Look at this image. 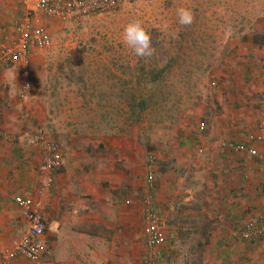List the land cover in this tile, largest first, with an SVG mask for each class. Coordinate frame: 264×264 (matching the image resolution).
<instances>
[{
  "label": "rangeland",
  "instance_id": "374dc122",
  "mask_svg": "<svg viewBox=\"0 0 264 264\" xmlns=\"http://www.w3.org/2000/svg\"><path fill=\"white\" fill-rule=\"evenodd\" d=\"M241 2L133 0L85 20L45 21L51 42L47 48L34 53L30 68L33 94L22 102L28 108V119L32 118L28 133L43 129L61 142L66 153L74 152L76 162L81 160L88 171L105 174L110 168L106 164L110 161L108 158L115 154L104 148V144L112 141L123 147V153L127 147L134 148L125 155L133 166L136 236L145 254V210L141 212L139 207L143 194L151 195L145 179L149 170L154 172L156 187V176L165 169L161 166L163 156L186 157L178 144L183 140L186 146L187 135L199 139V142L192 141L188 155L200 159L207 144L230 140V133L238 135V127L242 134L254 135L255 124L264 118V72H261L264 69V0H244L247 9L239 7ZM179 6L192 9L194 20L190 26L178 24ZM137 19L150 33L155 49L151 57L135 56L122 42L124 26ZM237 38L242 45L254 38L259 46H256V57L240 68L249 71L250 83L234 84L230 91L228 84L219 83L223 81V72L229 70L224 65L221 68L224 57L220 53ZM161 69L162 74H157ZM5 74L7 84H14L15 89L18 79L14 71H5ZM238 74L242 76V72ZM152 75L159 76L152 80ZM211 81L216 84L211 85ZM150 94L153 95L150 106L139 114L133 112V98L137 101ZM221 97L230 107L227 111L235 112V118L243 112L238 117L252 120V125L244 129V124L224 118L228 125L224 128L229 129L225 132L221 125L225 122L220 120L225 111L218 104ZM236 101H240L238 106L231 105ZM27 143L30 145L29 138ZM130 152L134 158L129 157ZM195 166L187 165L181 172L184 183L180 191L189 193L199 183L204 188L207 186L204 176L193 174ZM88 191L91 189L87 188ZM249 206L246 207L248 215ZM255 212L247 217L264 215ZM161 221L164 233L167 222L163 218ZM248 253L245 264H252L251 257L259 262L263 259L252 247L245 252ZM136 254L134 264H146L142 252ZM200 258L199 253V264ZM185 264H190L189 259Z\"/></svg>",
  "mask_w": 264,
  "mask_h": 264
},
{
  "label": "crops",
  "instance_id": "0c3cea01",
  "mask_svg": "<svg viewBox=\"0 0 264 264\" xmlns=\"http://www.w3.org/2000/svg\"><path fill=\"white\" fill-rule=\"evenodd\" d=\"M239 7L247 9L244 0ZM22 9L19 0H0V43L12 42L16 38V25ZM259 40L262 41V36ZM255 42L259 41L253 38L251 43L242 45L237 38L221 49L225 52H221L220 56L225 60L223 64L220 62V66L222 68L224 65L229 70L223 72V81L219 83L228 84L230 91L234 84L243 86L250 83L249 71L240 68L258 53L256 46L259 45ZM19 68V63L0 61V253L13 247L25 229L13 198L24 196L27 191L37 192L38 167L42 161V151L31 143L33 132L28 133L32 118L28 119V108L19 98ZM11 70L18 79L15 89L14 84H7L5 80V71ZM239 72H242V76H239ZM261 72H264L263 68ZM211 83L213 86L216 84L214 81ZM218 104L225 111L220 119L225 122L221 124L225 132L229 129L224 128V125L228 126L224 118L244 124V129L252 125V120L238 117L243 112L237 113L235 118V112L227 111L230 107L222 97L218 99ZM239 104L240 101H236L231 105ZM230 112L233 113L231 116ZM37 119L40 121L39 116ZM259 122L255 124L254 135L242 134L238 127V135L230 133V140L221 139L214 145L207 144L203 155H199L202 156L200 159L188 155L193 142H199L190 135L186 136V146L182 139L178 144L186 154L185 158L172 159L167 155L161 159V166L165 169L156 176L157 184L152 198L154 202L156 197L155 211L159 218L167 222L164 230L166 242L162 247L165 264H185L188 259L190 264H199V253L201 264H245L250 255L245 252L250 247L263 257L260 262L254 257L249 258L252 264H264V239L251 243L238 235L248 220L247 216L255 210L264 214L261 162L245 152H236L228 147L232 141L264 150L262 143L254 142ZM45 134L59 143L62 155L61 166L54 173L45 198L47 222L42 247L46 253L42 250L37 263L18 258L10 264H134L136 252H142L145 257L136 236L138 226H135V205L132 204L135 199L133 166H130L125 155L134 148L127 147L123 153V147L112 141L104 144V148L115 154L108 158L110 161L106 164L110 168L105 174L88 171L81 160L76 162L74 152L72 155L66 153L55 136ZM129 157L134 158L131 152ZM166 165L173 167L167 168ZM187 165L197 167L193 174L204 176L205 188L203 183H199L190 188L189 193L180 191L184 183L181 172L188 168ZM214 168L216 172L212 171ZM87 188L91 192H87ZM147 194L142 196L141 212L145 210ZM248 204L251 205L249 215L246 210ZM145 239L144 236V242Z\"/></svg>",
  "mask_w": 264,
  "mask_h": 264
},
{
  "label": "built area",
  "instance_id": "2783aa9c",
  "mask_svg": "<svg viewBox=\"0 0 264 264\" xmlns=\"http://www.w3.org/2000/svg\"><path fill=\"white\" fill-rule=\"evenodd\" d=\"M133 0H19L23 5L20 20L16 25V38L12 42L0 43V61L19 63L20 92L19 98L26 100L33 94L30 78L31 56L50 45V36L45 21L66 22L85 20L108 13L124 2ZM255 143L264 145V118L259 122ZM32 146L42 151V161L38 167L39 184L37 192L27 191L24 196H14L13 202L20 211L25 229L15 245L0 253V264H10L21 258L31 263L40 259L43 247L42 237L46 230L45 198L52 184L53 175L62 163L60 145L56 140L46 136L43 129L33 132ZM228 147L236 152H245L261 162V184L264 187V151L241 143L229 142ZM152 160H150L151 166ZM147 187H154V172L149 170ZM150 191V189H148ZM147 194L145 201L146 264H165L162 247L166 236L161 230L162 222L155 209L151 208L153 198ZM241 239L256 243L264 239V215L248 218L244 228L238 233Z\"/></svg>",
  "mask_w": 264,
  "mask_h": 264
},
{
  "label": "clouds",
  "instance_id": "9594fccd",
  "mask_svg": "<svg viewBox=\"0 0 264 264\" xmlns=\"http://www.w3.org/2000/svg\"><path fill=\"white\" fill-rule=\"evenodd\" d=\"M178 24L190 26L194 20V13L191 8L179 6L176 9ZM122 42L129 47L137 57H151L155 53L152 46L150 33L145 29L140 20H132L127 23L122 32Z\"/></svg>",
  "mask_w": 264,
  "mask_h": 264
},
{
  "label": "trees",
  "instance_id": "16d2710c",
  "mask_svg": "<svg viewBox=\"0 0 264 264\" xmlns=\"http://www.w3.org/2000/svg\"><path fill=\"white\" fill-rule=\"evenodd\" d=\"M125 3V2H124ZM119 7V6H118ZM118 7H116V8H114V9H112V10H110L109 12H111V11H113V10H115V9H117ZM163 69H165V68H163ZM163 69H161L160 71H158L157 72V74L159 73V74H162V72H163ZM150 74H151V72H150ZM159 75H152V77H151V79L152 80H155L157 77H158ZM152 98H153V95H149V96H143V97H141L139 100H135V97L133 98V100H134V102L133 103H131V108L133 109V112L134 111H137V113L139 114V113H141L147 106H150V102L149 101H152ZM244 144V143H243ZM246 145H248V144H246ZM148 189H150V192H152L153 193V190H154V187H147ZM151 208H153V209H156L155 208V203L154 202H152V205H151ZM162 253V256H163V252H161Z\"/></svg>",
  "mask_w": 264,
  "mask_h": 264
}]
</instances>
